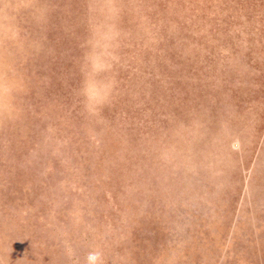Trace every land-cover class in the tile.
I'll use <instances>...</instances> for the list:
<instances>
[{"label": "rangeland", "instance_id": "1", "mask_svg": "<svg viewBox=\"0 0 264 264\" xmlns=\"http://www.w3.org/2000/svg\"><path fill=\"white\" fill-rule=\"evenodd\" d=\"M0 264H264V0H0Z\"/></svg>", "mask_w": 264, "mask_h": 264}]
</instances>
